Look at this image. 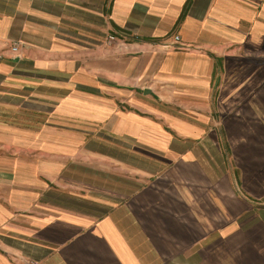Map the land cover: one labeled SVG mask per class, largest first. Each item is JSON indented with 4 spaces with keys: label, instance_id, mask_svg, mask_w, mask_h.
Masks as SVG:
<instances>
[{
    "label": "crops",
    "instance_id": "obj_1",
    "mask_svg": "<svg viewBox=\"0 0 264 264\" xmlns=\"http://www.w3.org/2000/svg\"><path fill=\"white\" fill-rule=\"evenodd\" d=\"M16 1L32 13L35 0ZM122 1L129 8L136 3ZM137 2L145 20L155 19L152 13L175 26L188 0ZM17 12L22 13L14 0L0 2V98L10 101L0 102L4 125L25 122L11 119L14 94L19 108L28 109L30 97L52 93L36 78L41 35L22 36L23 58L11 52L13 28L33 25L27 18L14 23ZM178 26L181 36L201 48L167 51L164 72L197 79L195 93H188L197 97L202 120L214 127L197 135L152 128L142 136L140 119H133L132 137L146 156L154 161L160 156L164 171L149 173L154 180L104 214H93L71 206L38 210L48 185L44 173L60 170L18 161L10 126L7 150L0 140V190L8 194L0 201V264H264V0H191ZM216 79L215 90L211 81ZM216 104L229 110L216 117ZM18 188L21 195L37 189L34 201L21 196L35 202L36 211L29 205L13 212L10 195Z\"/></svg>",
    "mask_w": 264,
    "mask_h": 264
},
{
    "label": "rangeland",
    "instance_id": "obj_2",
    "mask_svg": "<svg viewBox=\"0 0 264 264\" xmlns=\"http://www.w3.org/2000/svg\"><path fill=\"white\" fill-rule=\"evenodd\" d=\"M124 5L122 0H35L32 13H25L14 0L16 10L23 13H16L14 23L20 18L33 23L31 28H13L10 44H20L15 57H24L23 35H41L43 48L35 59L40 67L37 71L43 75L36 78L44 80L45 90L52 93L46 92L41 99L30 97L28 109L19 108L13 95L11 119L25 122L0 124V138L7 139H0L7 142L1 149L10 147L7 130L12 126L11 147L18 152V161L60 170L44 173L48 185L40 195L39 211L42 205L45 210L71 206L77 212L104 214L107 207L125 201L128 193L164 171L160 156L156 161L146 156L145 147L132 137L137 128L133 119H140L142 136L152 128L173 135H197L204 127H214L202 120L205 117L197 97L188 93L199 84L197 79L168 76L163 68L167 51L201 47L181 36L179 24L169 26L165 16L150 13L155 19L145 20L148 16L137 0L132 8ZM259 15L256 19H261ZM211 84L216 90L217 79ZM146 88L150 89L147 94ZM0 102L10 101L2 96ZM228 110L216 104L214 115L220 117ZM4 113L0 108V115ZM223 138L230 149L228 139ZM137 148L141 154L134 150ZM159 181L163 186V179ZM6 190H0V201L8 195ZM34 191L21 195L19 188L13 189V195L9 194L14 200L13 212L29 205L33 208L29 211H36L35 202L21 199L28 196L34 201L38 196L36 188Z\"/></svg>",
    "mask_w": 264,
    "mask_h": 264
},
{
    "label": "built area",
    "instance_id": "obj_3",
    "mask_svg": "<svg viewBox=\"0 0 264 264\" xmlns=\"http://www.w3.org/2000/svg\"><path fill=\"white\" fill-rule=\"evenodd\" d=\"M19 49H20L19 43H14L11 45V52L17 53V52H19ZM0 57H1V55H0Z\"/></svg>",
    "mask_w": 264,
    "mask_h": 264
},
{
    "label": "trees",
    "instance_id": "obj_4",
    "mask_svg": "<svg viewBox=\"0 0 264 264\" xmlns=\"http://www.w3.org/2000/svg\"><path fill=\"white\" fill-rule=\"evenodd\" d=\"M190 2H191V0H188L187 4H186V6H185V9H184V11L182 12V15H181V17H180V19L178 20V22H177L176 25L180 24L181 20H182L183 17L185 16V14H186V12H187V8H188L189 5H190Z\"/></svg>",
    "mask_w": 264,
    "mask_h": 264
},
{
    "label": "water",
    "instance_id": "obj_5",
    "mask_svg": "<svg viewBox=\"0 0 264 264\" xmlns=\"http://www.w3.org/2000/svg\"><path fill=\"white\" fill-rule=\"evenodd\" d=\"M150 91H149V89H145V93H149Z\"/></svg>",
    "mask_w": 264,
    "mask_h": 264
}]
</instances>
